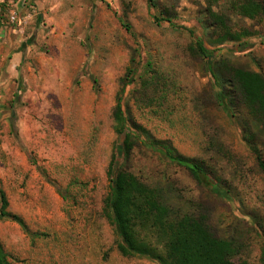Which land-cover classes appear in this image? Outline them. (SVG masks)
<instances>
[{"label":"rangeland","instance_id":"obj_1","mask_svg":"<svg viewBox=\"0 0 264 264\" xmlns=\"http://www.w3.org/2000/svg\"><path fill=\"white\" fill-rule=\"evenodd\" d=\"M97 1L87 4L92 13L81 16L76 34L64 38L62 90L39 101L45 113L24 118L28 132L11 131L0 118V190L8 212L24 223L0 218V246L9 264H160L123 257L105 212L107 171L118 147V98L137 136L130 171L164 190L180 216H204L217 238L233 241L235 264H262L264 173L243 129L253 122L242 107L232 114L193 36L218 59L264 78V14L255 20L241 16L244 0ZM31 7L36 12L31 0H0V19L11 31L10 13L18 10L23 17ZM214 15L248 37L223 42ZM34 18L12 36L28 38ZM46 37L47 31L30 43L47 53L53 45ZM33 69L41 76L36 62ZM19 90L11 108L20 103ZM158 142L205 163L219 187L212 191L169 164L150 148ZM262 155L264 160V149Z\"/></svg>","mask_w":264,"mask_h":264},{"label":"trees","instance_id":"obj_2","mask_svg":"<svg viewBox=\"0 0 264 264\" xmlns=\"http://www.w3.org/2000/svg\"><path fill=\"white\" fill-rule=\"evenodd\" d=\"M238 11L241 16L255 20L264 14V0H244ZM213 17L223 30L220 38L223 42L228 39L240 42L243 37H248L247 31L232 32L223 16ZM193 38L198 54L209 62V71L232 114L238 113L242 107L250 115L253 127L246 125L243 128L244 139L264 173V144L258 143L259 138L264 139L263 76L235 66L226 58L218 59L215 52L207 50L200 39ZM113 119L118 147L107 171L110 193L105 200V212L120 239L119 253L125 258H151L160 264H235L238 250L233 241L217 238L204 216H180L164 190L148 186L130 171L137 136L133 132L135 126L130 125L124 115L122 98L117 100ZM150 148L155 149L169 164L188 171L198 184L212 191L219 187L211 182L205 163L180 155L168 142L150 144ZM8 207L6 195L0 190V218L24 227L19 217L8 212ZM0 264H9L1 246Z\"/></svg>","mask_w":264,"mask_h":264},{"label":"crops","instance_id":"obj_3","mask_svg":"<svg viewBox=\"0 0 264 264\" xmlns=\"http://www.w3.org/2000/svg\"><path fill=\"white\" fill-rule=\"evenodd\" d=\"M31 1L35 3L36 12L34 11V20L26 28L25 35H29L28 38L24 35L17 38L12 36L9 27L0 19V118L3 125L11 131L28 132L24 118L45 113V107H40L39 101L52 100L53 96L56 97L61 92L68 61L65 57L64 38L76 34L82 15L92 13L91 9L86 8L87 4L90 1L95 5L99 3L97 0ZM41 22L45 27L41 26ZM46 31V38L53 49L43 53L37 51V45L30 42L31 38L43 37ZM32 59L42 69L43 73L40 72L39 77L33 69L35 62ZM17 90L21 95L20 103L17 104L16 100L11 108L9 103ZM25 102L30 104L24 105Z\"/></svg>","mask_w":264,"mask_h":264},{"label":"built area","instance_id":"obj_4","mask_svg":"<svg viewBox=\"0 0 264 264\" xmlns=\"http://www.w3.org/2000/svg\"><path fill=\"white\" fill-rule=\"evenodd\" d=\"M33 13H34L33 7H31L30 10L28 11V13L23 17L19 16L18 10L12 11L9 15V24L12 26L11 31L13 33H17V31H19V29H21L22 27L27 25L28 22L30 21Z\"/></svg>","mask_w":264,"mask_h":264}]
</instances>
